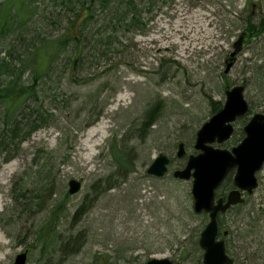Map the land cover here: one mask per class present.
I'll use <instances>...</instances> for the list:
<instances>
[{
    "label": "rangeland",
    "instance_id": "1",
    "mask_svg": "<svg viewBox=\"0 0 264 264\" xmlns=\"http://www.w3.org/2000/svg\"><path fill=\"white\" fill-rule=\"evenodd\" d=\"M139 9L143 30L120 33L90 65L86 57L71 82L68 58L57 63L39 95L46 125L5 138L0 264H13L21 252L25 264H202L198 238L207 218L193 212L191 180L172 172L196 153V132L214 114L213 103L222 108L226 90L242 85L249 110L214 146L237 145L249 118L264 113V0H139ZM11 38L0 41V56ZM181 142L185 154L177 157ZM112 145L128 161L123 174ZM160 153L169 170L151 176L146 169ZM256 176L244 204L218 217V238L230 231L224 240L234 264H264V165ZM72 178L81 182L75 194L67 192ZM30 195L40 196L31 202Z\"/></svg>",
    "mask_w": 264,
    "mask_h": 264
},
{
    "label": "trees",
    "instance_id": "2",
    "mask_svg": "<svg viewBox=\"0 0 264 264\" xmlns=\"http://www.w3.org/2000/svg\"><path fill=\"white\" fill-rule=\"evenodd\" d=\"M45 2L52 3V8L48 10L43 6ZM139 10V0H0V41L14 36L7 51L0 56V148L9 146L6 137L11 142L22 131L26 137L47 124L39 107L43 105L39 95L42 91V97L46 85L55 76L59 61L68 58L67 81L71 82L81 68L84 69L86 57L90 65L96 51L103 48L98 55H105L106 49L115 43L114 39L120 40L123 36L120 33L138 26L143 30L145 24L139 18ZM99 22L107 28L94 30ZM213 106V112L220 109L218 103ZM151 115L147 119L149 123ZM26 127L29 129L24 130ZM112 147L116 172L123 174L128 169V161L121 154L122 150L114 154ZM44 168L45 165L42 171L47 175L48 169ZM114 176L111 175V179ZM217 195L224 196V192ZM39 196L28 198L35 202ZM68 197L67 192L64 193V198ZM63 201H58L56 208L64 206ZM51 212L53 215L55 208ZM229 233L227 230V235Z\"/></svg>",
    "mask_w": 264,
    "mask_h": 264
},
{
    "label": "water",
    "instance_id": "3",
    "mask_svg": "<svg viewBox=\"0 0 264 264\" xmlns=\"http://www.w3.org/2000/svg\"><path fill=\"white\" fill-rule=\"evenodd\" d=\"M229 65L226 67L227 72ZM244 87L234 85L225 91L222 108L205 121L196 132L194 149L182 168L173 170L179 180H191L192 209L195 214L206 213L208 219L199 233L198 245L203 251L202 264H233L226 253L224 238H218L217 215L230 207L243 204L245 195L258 187L256 172L264 164V113H254L243 126L244 137L231 149L213 146L227 141L233 133V122L247 113L249 105L243 95ZM185 154L183 143L178 144L177 157ZM169 158L158 154L146 173L163 177L168 172ZM232 171V189L225 198H215L216 190ZM67 192L77 193L81 182L69 179ZM225 236L227 230L222 231ZM26 252L17 254L13 264H25ZM145 264H172L167 258H153Z\"/></svg>",
    "mask_w": 264,
    "mask_h": 264
},
{
    "label": "flooded vegetation",
    "instance_id": "4",
    "mask_svg": "<svg viewBox=\"0 0 264 264\" xmlns=\"http://www.w3.org/2000/svg\"><path fill=\"white\" fill-rule=\"evenodd\" d=\"M232 189V186H228L226 190L224 191V196Z\"/></svg>",
    "mask_w": 264,
    "mask_h": 264
}]
</instances>
